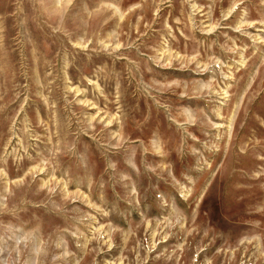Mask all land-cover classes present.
Returning a JSON list of instances; mask_svg holds the SVG:
<instances>
[{"label": "rangeland", "instance_id": "rangeland-1", "mask_svg": "<svg viewBox=\"0 0 264 264\" xmlns=\"http://www.w3.org/2000/svg\"><path fill=\"white\" fill-rule=\"evenodd\" d=\"M0 264H264V0H0Z\"/></svg>", "mask_w": 264, "mask_h": 264}]
</instances>
